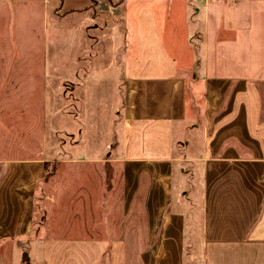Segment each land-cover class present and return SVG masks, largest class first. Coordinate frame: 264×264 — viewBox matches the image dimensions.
<instances>
[{"label":"crops","instance_id":"0c3cea01","mask_svg":"<svg viewBox=\"0 0 264 264\" xmlns=\"http://www.w3.org/2000/svg\"><path fill=\"white\" fill-rule=\"evenodd\" d=\"M121 2L0 0V78L24 83L0 94L32 93L36 71L45 93L109 80L85 58L91 29L130 44L119 149L53 159L47 131L40 154L32 129L0 132V244L38 246L42 264H264V61L242 38L264 0Z\"/></svg>","mask_w":264,"mask_h":264},{"label":"rangeland","instance_id":"374dc122","mask_svg":"<svg viewBox=\"0 0 264 264\" xmlns=\"http://www.w3.org/2000/svg\"><path fill=\"white\" fill-rule=\"evenodd\" d=\"M91 1L67 0V5L75 6L76 4V6L84 7L91 5ZM120 3H122L121 0H95L93 4L97 8L98 6H105L107 10H110V7L119 6ZM95 10L98 12V9ZM120 17L118 15L116 20H120ZM244 25L247 26L243 28L245 31L242 34V38H250L247 45L250 57L256 56L254 60H257L258 63L264 61L263 6L256 4V9L248 13ZM162 31L166 35L167 29H165L164 25H162ZM89 32L91 34L96 33L94 36H97V40L100 42L97 44L92 41L90 42V46L86 45L87 52L85 53V58L89 55L96 57L95 64L97 67L105 66L98 69V74L109 80L105 82L101 78L99 79V77L93 81L87 80V78L80 81L70 79L60 82V85H62L61 91L49 90L45 93L43 92L44 79L41 73L36 71L30 80L32 93L15 92L0 94V119L3 123L0 132L5 135V138L8 137L6 134L9 135L11 133H14L16 137H21L22 134L28 133L32 129L34 137L31 141L27 140L25 143L27 145L30 144L33 152L38 154L41 153L43 146L40 139L41 134L46 133V131L49 134L50 150L63 145L65 150L69 149L73 152H76L80 148L82 155L86 157H89L90 149L99 150L102 157H105L107 152L110 151L111 145L112 148L113 146L115 149L120 148L123 94L119 78L126 75L130 55L122 53V51H126V46L130 44H128V37L123 31H121L120 36L113 35L111 31H106L105 35H101L100 30L95 31L91 29ZM179 33L182 37L187 33V29L183 24L179 25ZM113 38L114 42L111 40ZM0 46L2 48L5 47L3 41L0 43ZM81 55H84V51ZM81 63L83 66L86 63L89 68L92 67L90 61L82 60ZM112 74L114 77H112ZM6 79L11 80V84H24L21 83L20 77L0 78V82ZM55 80H50L49 84L53 86L57 85L58 82ZM78 82L81 83L80 87H77ZM30 97L31 100H28ZM25 99L32 104L31 108L24 106L26 105ZM30 104L28 103V106ZM44 119L46 122L48 120V125ZM29 122L32 124L25 125ZM16 144L19 145L20 142ZM56 155L57 151L55 149L53 152H50V158L55 159ZM77 155L79 156V154ZM34 157L36 156L34 155ZM72 157H76V155ZM61 158L66 157L62 156ZM42 217L40 216V212L36 213L34 219L36 233H39L38 229L42 225ZM61 218L64 219L63 216ZM67 222L71 223L72 221L66 220L61 223L66 224ZM16 246L0 244V264H42V256L38 250V246H30L26 249H23V247L16 248Z\"/></svg>","mask_w":264,"mask_h":264},{"label":"trees","instance_id":"16d2710c","mask_svg":"<svg viewBox=\"0 0 264 264\" xmlns=\"http://www.w3.org/2000/svg\"><path fill=\"white\" fill-rule=\"evenodd\" d=\"M95 1V0H94Z\"/></svg>","mask_w":264,"mask_h":264}]
</instances>
